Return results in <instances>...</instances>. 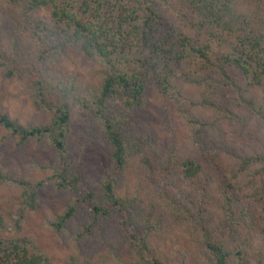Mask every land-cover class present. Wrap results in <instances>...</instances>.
Returning <instances> with one entry per match:
<instances>
[{
    "label": "trees",
    "instance_id": "obj_1",
    "mask_svg": "<svg viewBox=\"0 0 264 264\" xmlns=\"http://www.w3.org/2000/svg\"><path fill=\"white\" fill-rule=\"evenodd\" d=\"M0 82L36 119L0 111L5 136L54 153L42 178L0 160V264H53L28 229L49 187L64 264H264V0H0Z\"/></svg>",
    "mask_w": 264,
    "mask_h": 264
},
{
    "label": "rangeland",
    "instance_id": "obj_2",
    "mask_svg": "<svg viewBox=\"0 0 264 264\" xmlns=\"http://www.w3.org/2000/svg\"><path fill=\"white\" fill-rule=\"evenodd\" d=\"M77 64L79 63L77 62ZM17 92V85H10L8 83L2 84V82H0V111L9 113L12 118H16L23 123H26L29 120L36 121V119L30 118L31 112L27 108V103L25 100L20 99V97L18 98ZM196 112L198 116H209V113L206 111L202 112L201 110ZM74 124V129L75 131H77L76 135H82V128L80 127L84 126L83 129H85L87 128V124L84 122H80L79 118L77 117L75 118ZM253 125L254 124L251 125L252 128H254ZM90 132L87 134L88 136H90ZM5 134L6 133L0 129V160H2V163L4 164L3 166L9 170L21 168L24 173L31 174L30 176L32 178L47 177L46 175L37 172V168H39L37 165L35 167V170L31 169L28 166V162L32 159H35L40 163H45L47 161L53 160L54 153L50 145H47L46 143L37 144L36 142H30L24 147L17 148L14 146V140L6 137ZM248 134L249 133H245V135ZM231 135V140L234 138L233 140L235 141L234 135ZM91 137L93 138V136ZM262 139H264V137H262ZM89 141L91 140L88 139L84 144V147L82 148L81 159L84 163L85 168L91 172L92 178L94 179L97 172H99L100 170V166L105 164L106 159L103 156L102 148L95 146L93 143L87 145ZM241 142L244 143L242 140ZM42 192L41 203L39 204L36 211L30 213V222L28 229L35 235L39 245L48 252L50 258L53 261V264H64V261L70 255L72 256L77 254L79 247H77L74 239L56 236L51 227L48 226L47 219H51L53 214L55 213L63 212L66 205L68 204V199L64 194H56L51 187H49L48 189H44ZM80 220H82L81 216ZM112 228V225L107 227L106 233H103L102 235V239L105 241V243L110 242L118 249L119 245L116 243V232L113 231ZM262 237H264V234L262 235ZM187 244L192 252L197 251L196 247L188 242ZM181 245L182 239L178 244L173 245L175 252L181 248ZM82 253L85 254L84 251ZM86 253L89 257L93 256V250L90 251L86 249ZM120 253L123 252L121 251Z\"/></svg>",
    "mask_w": 264,
    "mask_h": 264
}]
</instances>
